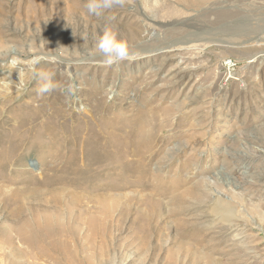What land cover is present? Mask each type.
Masks as SVG:
<instances>
[{
  "label": "rangeland",
  "instance_id": "obj_1",
  "mask_svg": "<svg viewBox=\"0 0 264 264\" xmlns=\"http://www.w3.org/2000/svg\"><path fill=\"white\" fill-rule=\"evenodd\" d=\"M87 2L0 0V264H264V0Z\"/></svg>",
  "mask_w": 264,
  "mask_h": 264
},
{
  "label": "clouds",
  "instance_id": "obj_2",
  "mask_svg": "<svg viewBox=\"0 0 264 264\" xmlns=\"http://www.w3.org/2000/svg\"><path fill=\"white\" fill-rule=\"evenodd\" d=\"M130 0H88L86 8L90 14L100 15L103 10L113 7L124 8ZM97 52L102 56V63L111 66L129 58V48L126 42L117 38L116 34L108 27H105L103 34L98 38L96 44ZM40 83L37 87L38 94L50 93L58 85L54 82L55 73L51 71H41L38 73ZM60 90L66 92L70 98L75 94V85L69 83L59 86Z\"/></svg>",
  "mask_w": 264,
  "mask_h": 264
},
{
  "label": "bare ground",
  "instance_id": "obj_3",
  "mask_svg": "<svg viewBox=\"0 0 264 264\" xmlns=\"http://www.w3.org/2000/svg\"><path fill=\"white\" fill-rule=\"evenodd\" d=\"M230 8V7H229ZM163 38V37H162ZM158 39V38H157ZM61 65H64V67H66V69H69V67H70V64L69 63H66V62H64V63H62ZM16 83V82H15ZM14 82L13 83H10V84H12V86L15 84ZM10 84H8L7 85V91L9 90V88H10ZM19 87V86H18ZM23 87V86H22ZM17 88V87H16ZM11 90V89H10ZM9 90V91H10ZM10 154H11V152H10V149H6V150H3V151H1L0 152V167H3V166H6L8 163H9V159H10ZM221 201H223L221 198H219L218 199V201L216 202V204H215V206L213 207L214 209H216V210H218L219 208H220V206H221ZM225 202V201H224ZM225 211H226V209H225ZM214 216L216 217V218H222V216H224V212H221V211H217V212H215V214H214ZM226 216H228V217H230V216H232V214L230 213V212H228L227 213V215ZM222 221V220H221ZM228 223H233V220H229L228 221Z\"/></svg>",
  "mask_w": 264,
  "mask_h": 264
},
{
  "label": "built area",
  "instance_id": "obj_4",
  "mask_svg": "<svg viewBox=\"0 0 264 264\" xmlns=\"http://www.w3.org/2000/svg\"><path fill=\"white\" fill-rule=\"evenodd\" d=\"M232 63H230L229 65H231Z\"/></svg>",
  "mask_w": 264,
  "mask_h": 264
}]
</instances>
